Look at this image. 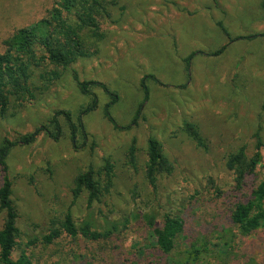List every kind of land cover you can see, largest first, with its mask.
I'll return each instance as SVG.
<instances>
[{"label":"rangeland","instance_id":"obj_1","mask_svg":"<svg viewBox=\"0 0 264 264\" xmlns=\"http://www.w3.org/2000/svg\"><path fill=\"white\" fill-rule=\"evenodd\" d=\"M54 1L0 0V53L18 29L46 17ZM115 1L110 16L100 22L105 39L98 55L65 69L48 65L47 70L61 73L60 79L16 115L13 105L6 117L0 115V148L5 140L15 142L47 125L57 112L69 113L77 126L73 139L70 124L60 117V140L41 136L11 149L6 162L17 226L25 242L67 215L76 223L92 216L103 225L107 219L153 211L160 224L166 214L180 215L185 230L168 257L154 249L142 255L153 237L143 224L131 223L108 241L63 235L52 244H37L29 250L33 264H185L193 249L206 252L189 264H264V229L243 236L230 220L235 205L250 199L264 180V166L247 176L241 189L227 167L229 155L242 147L253 156L259 140L264 158V36L246 39L264 33V0ZM75 73L117 96L110 108L117 125L129 126L141 110L138 125L114 128L105 116L110 93L93 86L83 94ZM94 99L96 109L82 114ZM185 122L198 127L206 149L182 131ZM150 138L162 144L174 166L155 186L146 177ZM107 160L115 167L112 188L89 205L87 191L74 195L75 178L90 169L98 174ZM103 174L98 180L105 181ZM4 218L0 211V230Z\"/></svg>","mask_w":264,"mask_h":264},{"label":"trees","instance_id":"obj_2","mask_svg":"<svg viewBox=\"0 0 264 264\" xmlns=\"http://www.w3.org/2000/svg\"><path fill=\"white\" fill-rule=\"evenodd\" d=\"M115 0H55L48 15L39 19L29 27L18 29L10 38L3 42L4 51L0 53V115L6 117L13 105L16 115L27 103L37 100V95L46 91L56 80L60 79L58 70H47L48 65L68 68L74 62L83 58H92L99 53V43L104 41L105 33L100 29L102 19L110 16V7L116 6ZM225 34L229 35L226 29ZM264 36V33L247 37L252 39ZM225 47L214 55H220ZM191 56L188 61L192 59ZM41 67L45 69L37 74ZM74 78L83 94H89L93 86L102 87L112 96V101L105 106V116L117 130L126 131L138 125L141 119V110H138L133 122L129 126L117 125L111 116L110 108L117 102V96L109 92L107 87L99 82L81 81L75 73ZM40 82V87L34 81ZM142 86L148 98L146 78ZM97 107L94 99L82 114L89 113ZM60 117H64L71 126L72 138H76L77 126L66 112H57L47 125L37 127L33 132L20 136L15 142L5 140L0 148V211L5 213L4 224L0 230V264H33L29 250L37 244H52L63 235L70 237L82 236L92 241H108L127 230L131 223H141L153 237V244L141 248L140 253L152 249L161 257L170 256L176 249V240L185 230V221L180 215L166 214L163 224L159 223L158 215L153 212L136 211L119 220H106L98 225L92 216L81 223H76L71 215L52 226L42 236L27 237L23 242V233L17 226L18 211L11 200L12 181L8 176L7 157L15 146L29 145L39 137L44 136L54 141L60 140L63 135ZM81 125V120H79ZM182 131L189 135L200 148H207L206 140L202 137L198 127L185 122ZM263 147L259 140L256 153L249 157L246 148L242 147L237 153L230 154L227 167L233 171L238 189L244 186L247 176L264 166L261 152ZM130 160L134 163L135 148H130ZM148 161L146 177L149 183L155 186L162 174L173 171L172 162L164 155L162 144L155 138L148 140ZM105 176V181L98 177ZM115 174L114 164L107 160L103 169L95 174L90 169L75 178L74 195L77 197L83 191L89 194V205L99 201L102 196L110 192ZM230 220L243 236H250L264 229V180L252 191L250 199L235 205ZM219 245V244H218ZM217 245V246H218ZM222 247V246H220ZM18 252L15 259L14 254ZM206 250L193 249L185 264L196 263ZM168 263V262H167ZM180 264V262H176Z\"/></svg>","mask_w":264,"mask_h":264}]
</instances>
